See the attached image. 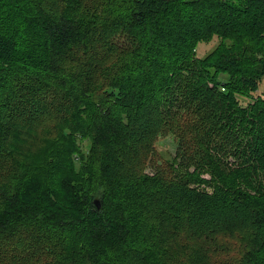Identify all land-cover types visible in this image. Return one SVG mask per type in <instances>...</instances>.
<instances>
[{"label":"trees","instance_id":"1","mask_svg":"<svg viewBox=\"0 0 264 264\" xmlns=\"http://www.w3.org/2000/svg\"><path fill=\"white\" fill-rule=\"evenodd\" d=\"M263 77L264 0H0V264H264Z\"/></svg>","mask_w":264,"mask_h":264},{"label":"rangeland","instance_id":"2","mask_svg":"<svg viewBox=\"0 0 264 264\" xmlns=\"http://www.w3.org/2000/svg\"><path fill=\"white\" fill-rule=\"evenodd\" d=\"M217 43L218 40L216 38L210 41L209 43H199L196 48L197 55L199 57L205 56L216 46ZM257 91H258L257 93H264V77L262 78ZM176 150H177V141L172 135H166L160 137L155 143V154L152 157V163L146 164L145 171L150 173L151 171H153V169H155V167L160 170L166 168L165 159L174 156ZM203 177L208 178L207 175H204ZM96 199L100 203V200L98 198Z\"/></svg>","mask_w":264,"mask_h":264},{"label":"water","instance_id":"3","mask_svg":"<svg viewBox=\"0 0 264 264\" xmlns=\"http://www.w3.org/2000/svg\"><path fill=\"white\" fill-rule=\"evenodd\" d=\"M93 203L97 207V209L99 210L100 209V206H101L100 203H99V201L97 199H94L93 200Z\"/></svg>","mask_w":264,"mask_h":264}]
</instances>
